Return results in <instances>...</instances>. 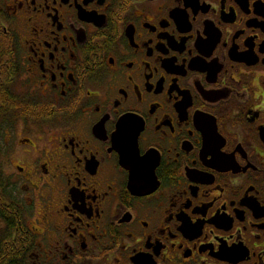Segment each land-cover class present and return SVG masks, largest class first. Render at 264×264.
Here are the masks:
<instances>
[{
  "label": "flooded vegetation",
  "instance_id": "obj_1",
  "mask_svg": "<svg viewBox=\"0 0 264 264\" xmlns=\"http://www.w3.org/2000/svg\"><path fill=\"white\" fill-rule=\"evenodd\" d=\"M0 264H264V0H0Z\"/></svg>",
  "mask_w": 264,
  "mask_h": 264
}]
</instances>
